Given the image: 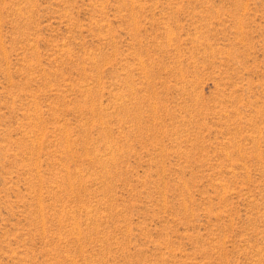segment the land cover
Returning a JSON list of instances; mask_svg holds the SVG:
<instances>
[{
    "label": "rangeland",
    "instance_id": "374dc122",
    "mask_svg": "<svg viewBox=\"0 0 264 264\" xmlns=\"http://www.w3.org/2000/svg\"><path fill=\"white\" fill-rule=\"evenodd\" d=\"M0 264H264V0H0Z\"/></svg>",
    "mask_w": 264,
    "mask_h": 264
}]
</instances>
